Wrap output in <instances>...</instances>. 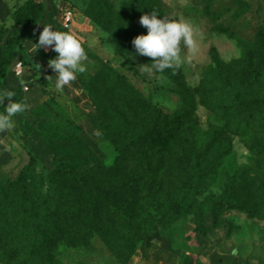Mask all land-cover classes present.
I'll use <instances>...</instances> for the list:
<instances>
[{"label": "trees", "instance_id": "obj_1", "mask_svg": "<svg viewBox=\"0 0 264 264\" xmlns=\"http://www.w3.org/2000/svg\"><path fill=\"white\" fill-rule=\"evenodd\" d=\"M150 1L160 12L159 0ZM58 10L55 0H25L13 8L11 23L0 25V89L13 90V100L24 102L22 88L6 86L3 78L25 43H38L44 26L63 28L56 19ZM204 13L216 18L207 6ZM216 29L236 39L240 56L229 61L214 56L193 92L181 82V109L174 113L148 115L145 103L107 67L112 71V88L95 100L100 114L94 122L117 152L112 164H104L68 129L60 133L51 123H42L35 114L41 106L15 116L20 123L28 120L25 133L38 129L43 134L54 153V168L45 179L32 161L30 170L23 169L14 181L0 182V249L5 238L14 243L5 264H63L53 254L60 241L90 246L94 237L106 241L113 235L128 251L123 259L127 262L153 224L185 214L189 195L198 192L228 155L232 134L242 136L253 155L252 165L229 175L227 189L211 203L213 224H218L226 206L236 205L238 197L264 193V180L252 175L264 162V96L253 90L264 83V30L259 26L255 41L249 42L220 24ZM139 58L152 62L147 56ZM196 101L224 122V128H213L204 140L196 117L190 116ZM31 175L38 180L28 182ZM8 191L16 201L21 199L14 208L6 198ZM199 219L197 212L196 230L205 234Z\"/></svg>", "mask_w": 264, "mask_h": 264}, {"label": "rangeland", "instance_id": "obj_2", "mask_svg": "<svg viewBox=\"0 0 264 264\" xmlns=\"http://www.w3.org/2000/svg\"><path fill=\"white\" fill-rule=\"evenodd\" d=\"M55 1L59 5L58 23L64 9L69 8L74 17L68 29H54L74 35L85 47L88 59L82 63L86 71L79 73L62 93L58 92L55 72L48 64L58 53L44 46L38 51L32 42L26 44L20 57L12 60L3 82L10 88H22L24 102L29 105L27 109L41 106L35 114L42 123H51L60 133L61 129H68L106 165L114 162L117 152L100 132L94 118L100 114L95 100L112 88V71L106 70L107 67L116 71L127 88H132L142 105L145 103L148 115L174 113L181 109L178 95L181 82L193 92L213 64L214 56L223 61L240 56L236 39L219 32L217 25L227 27L236 38L249 42L255 41L259 26L264 30V0H159L160 12L152 7L150 0ZM206 6L216 15L215 19L204 13ZM152 12L166 20L188 22L193 26L197 52L193 54L181 43L184 63L178 72L148 75L141 71V65L149 62L139 58L132 41L138 35L147 34L146 27L139 21L142 15ZM121 47H124L122 52ZM253 90L264 96V83ZM194 95L197 100L196 93ZM7 103L5 98L4 105ZM3 111L4 106L0 105V112ZM190 116L196 117L203 140L213 128H224V122L197 101ZM12 119L14 126L0 132V182L7 185L14 181L23 169L30 170L32 161L37 172L45 179L50 178L54 153L43 134L38 129L25 133L28 120L20 123L15 116ZM247 135L251 138V131ZM231 137L228 155L198 192L189 195L185 214L172 222L153 224L127 262L123 259L128 251L115 235L106 241L94 237L90 246L80 241H60L53 254L63 264H264V193L238 197L236 205L224 208L218 224L212 222L211 203L227 189L229 175L252 165L253 155L244 145L242 136L232 134ZM261 164L264 169V162ZM261 168L252 175L264 180ZM28 179V182L38 180L34 175ZM251 183L250 187L254 182ZM12 195L8 191L6 198L14 208L21 199L16 201ZM197 212L205 234L196 230ZM113 223V228L117 227ZM1 246L0 264H5L3 259L14 243L5 238Z\"/></svg>", "mask_w": 264, "mask_h": 264}, {"label": "clouds", "instance_id": "obj_3", "mask_svg": "<svg viewBox=\"0 0 264 264\" xmlns=\"http://www.w3.org/2000/svg\"><path fill=\"white\" fill-rule=\"evenodd\" d=\"M139 22L146 27L147 34L136 36L132 43L137 55L152 58L151 63L141 65L142 72L152 75L163 73L167 69L179 70L184 63L181 43L193 54L197 52L196 41L193 38L194 29L190 23L166 20L156 12L142 15ZM35 45L37 48L51 47L58 53L54 59L48 61L55 72V89L58 92L62 93L64 87L75 81L79 73L86 71V66L82 62L88 59L87 52L74 35L55 30L52 25L44 26ZM188 59L190 60V57ZM15 95L13 90L0 89V105L4 106V111L0 112V132L12 128L14 126L12 118L29 107L23 101L13 100ZM5 98L8 100L6 105ZM95 134L101 135L100 132Z\"/></svg>", "mask_w": 264, "mask_h": 264}, {"label": "crops", "instance_id": "obj_4", "mask_svg": "<svg viewBox=\"0 0 264 264\" xmlns=\"http://www.w3.org/2000/svg\"><path fill=\"white\" fill-rule=\"evenodd\" d=\"M23 1L25 0H0V25L3 23L7 25L11 23L10 13L16 5L21 4ZM28 43L32 42L27 41L25 46Z\"/></svg>", "mask_w": 264, "mask_h": 264}, {"label": "built area", "instance_id": "obj_5", "mask_svg": "<svg viewBox=\"0 0 264 264\" xmlns=\"http://www.w3.org/2000/svg\"><path fill=\"white\" fill-rule=\"evenodd\" d=\"M73 17H74V15L69 8L64 9L63 12L61 13L60 17H59L60 25L63 28L68 29L73 22Z\"/></svg>", "mask_w": 264, "mask_h": 264}]
</instances>
